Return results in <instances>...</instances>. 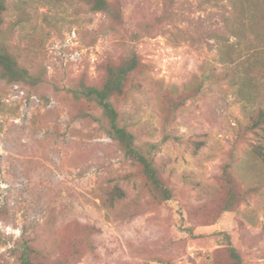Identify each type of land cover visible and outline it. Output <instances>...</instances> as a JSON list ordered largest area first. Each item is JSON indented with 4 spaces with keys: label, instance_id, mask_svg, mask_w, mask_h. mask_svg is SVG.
Returning a JSON list of instances; mask_svg holds the SVG:
<instances>
[{
    "label": "rangeland",
    "instance_id": "374dc122",
    "mask_svg": "<svg viewBox=\"0 0 264 264\" xmlns=\"http://www.w3.org/2000/svg\"><path fill=\"white\" fill-rule=\"evenodd\" d=\"M4 1L0 47L40 83L0 79V264H20L23 242L48 264H211L223 235L264 264V123L249 130L264 112V0H107L117 18ZM132 55L142 67L114 107L167 203L72 95ZM79 227L94 229L80 251Z\"/></svg>",
    "mask_w": 264,
    "mask_h": 264
},
{
    "label": "trees",
    "instance_id": "16d2710c",
    "mask_svg": "<svg viewBox=\"0 0 264 264\" xmlns=\"http://www.w3.org/2000/svg\"><path fill=\"white\" fill-rule=\"evenodd\" d=\"M79 1L88 5L93 12H102L108 14L112 18L118 17L107 0ZM4 11L5 1L0 0V26ZM141 67L136 55H132L116 66L106 67L103 82L99 87L82 86L78 90L72 91V95L75 99L91 102L100 109L102 118L106 122V132L108 136L117 143L124 158L138 168L152 195L159 201L167 203L172 200L171 191L159 178L158 172L149 154L135 144L134 136L130 132L119 125V113L114 107L115 100H120L126 96L129 91L128 85L132 77ZM0 79L7 84L22 83L29 87H36L40 83V77L38 75L31 74L26 69L19 67L14 57L2 46L0 47ZM196 93L197 90L195 91V94ZM191 96L193 95L180 97L178 105L180 106L186 99L191 98ZM263 123L264 112L251 123L249 130H256L260 128ZM146 146L149 148L153 147V145L150 144H146ZM253 150L257 155L261 156L260 147H255ZM230 196L231 201L227 205L229 209L237 201L234 193H230ZM122 197V191L115 187L109 193L107 202L109 205H112L115 200H119ZM93 231L94 229L91 227H79L76 240L78 246L77 250L80 251L82 246L88 245V238ZM223 242L224 244L214 252L211 264H244L242 257L231 246L228 235H223ZM75 254H78V252ZM19 262L20 264H48L40 257L38 250L28 245L27 242H23L20 246Z\"/></svg>",
    "mask_w": 264,
    "mask_h": 264
}]
</instances>
